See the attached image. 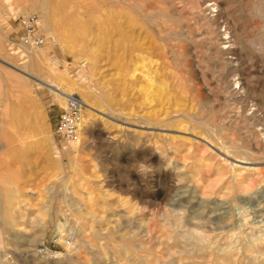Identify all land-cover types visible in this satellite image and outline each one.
Here are the masks:
<instances>
[{
	"label": "rangeland",
	"instance_id": "rangeland-1",
	"mask_svg": "<svg viewBox=\"0 0 264 264\" xmlns=\"http://www.w3.org/2000/svg\"><path fill=\"white\" fill-rule=\"evenodd\" d=\"M24 1H29V0H24ZM59 2L60 3L62 2L60 6L63 11L62 10H61L62 12L59 11L60 14L59 12L53 14L54 16L53 22H56L54 23L53 28L57 34V37L59 38V41L53 40V38H51L50 34L45 30V28L44 29L41 28V31L45 34L47 38L46 43L41 48H33V49L37 50V52L48 51L49 58L53 57L54 59L60 60V64H61L60 68L62 70H65L66 73H69V76L72 78L70 83L71 85L74 84V86L76 87L75 88L76 92H79L81 90L80 89L81 87L88 88L92 92H95L94 90L97 89L104 92L105 90L104 87H105L107 88L108 91L111 90L110 92L113 93L114 97L115 95H117L116 96L117 99L114 102L111 101L110 99H107L109 105L112 106L111 107L112 109L109 107L110 110H105L106 112L97 111V116L92 119L91 123L89 124V127L87 126L85 129V125L83 124V128L81 130V132H83V140L80 144L78 151L74 154L78 162V166H77L78 170L76 168V171L72 173V177H69L68 175L71 174L72 172L71 168H69V165L67 164L68 162L67 149L69 143L64 142L62 139L58 138L55 135V131H56L55 129L59 115L65 106L60 105L55 100L53 93L50 91L48 87L44 85H39V87L37 88L36 85L34 86L35 83L32 81L33 79L30 80L29 77H24L20 75V73H18L16 69H13L12 67L5 65L4 66L2 65L3 67H0L1 69L0 70V149L1 147L3 148L4 145L9 146L10 148L8 150V148L4 147L5 148L4 152L3 150H0V166L2 165L3 168L5 163L3 170L4 171L6 170L7 172V175L5 176L9 177V179L6 177L7 180H9L8 185L6 186L9 187L8 191L10 190L14 191V189H16L15 191L18 192L19 194L18 196L20 197L22 196L21 198L18 197L19 198L18 206L20 207L16 208V214L18 218L17 225H20L21 228L9 225L7 226L8 227L7 232L4 231V228L2 229L5 232V234L3 233L5 237L0 235V238L2 236L1 240L3 239V244L2 243L0 244L1 261L3 259L2 263L3 264H65V260L68 258L69 255L76 256L73 264H101V261L102 263L106 261L107 262V263L105 262L106 264H109L108 262L111 263L112 261H109L110 259H112L111 258L112 256L109 257L111 253L108 254V256L106 254L105 255L106 257L99 258L95 253L97 248L94 247L87 249L83 245V242H82V246L78 250L75 249L73 251H70L68 249V246H70L71 243L73 242V240L71 239L75 236L76 233L75 223L77 221H76L75 213L79 211L85 212L88 205L89 206L91 205V209H92L91 213L95 217V219L93 221L90 219H84V220L82 219L80 221L84 225V230H85L84 233L86 234V235L84 234L81 235L80 237L81 240L84 239L85 236H87L88 239L93 237L91 238V240L96 239L95 237L99 235V233L105 234L110 227L114 226L117 223L116 220H119L118 223L120 224L118 223L117 224L120 225L123 229L126 227L124 231L129 229L128 231L136 230L141 232L143 230L141 234H143L145 237L149 239L152 237L151 241H153L154 244L157 242L156 244L158 248L159 246H161V242L164 239V233L161 231L162 230L161 227L157 226L154 223L156 220L154 218L157 214H159V212H163V211L165 212L172 209L177 210L179 211L180 215L182 214L181 219L185 226L187 225L190 228L196 227V229L198 227V229L202 231L203 228L206 227L209 230L207 231L206 228L204 229L206 232L209 233L210 232L213 233L214 232L213 230L215 228L219 226L220 227L224 226L227 223H232L233 221L235 225H237L236 227H239L240 226L239 224L242 223L241 218L243 217L244 212L245 213L247 212L248 215H250V217L249 216L248 217L251 218V220L250 219L249 220L252 222H255L256 220L257 221L261 220L260 218H262V214L257 213L256 210H258L261 213L264 212L263 209L264 208V182H263L264 176L262 175L263 173H261L258 170V168L259 167L264 168V164L263 163L239 164V162L236 161L237 158H235L232 155L226 156V153L223 150L217 148V146L215 145L214 142H212L211 139L207 138L205 135H202V133L200 132L195 131V133H193L190 130L183 131L180 130L175 125H171L169 127L166 126L160 127V125H154V124L153 126L151 124L148 125L149 122L147 120L150 119V115H151L150 111L152 110V108L158 110L159 108L157 107H160L161 110V108H164V106L161 105L159 106V104L156 103L157 101H152V103L149 102L148 99L147 101L146 98H144V94L142 93L139 94V92H137L139 87H141L142 85L146 86L150 82L148 75H146V77L144 76L145 75L144 72L147 73V66H146L147 63L145 61L142 63L141 61L140 63L141 65L138 66L142 67L144 65V68L142 69H140L141 67L137 66V69L139 68L138 72H141L138 74L139 75L143 74V76L142 75L139 76L141 77V79L139 77L136 78L137 82L140 83L139 84L137 83L138 84L137 85L134 80L132 82H135V85L133 83H130L131 81L128 82V79L131 78L130 70H133V67H131L130 63H127L128 61L127 62L123 61L124 63L128 64V66L126 65L125 67L127 68L130 67L131 69L129 68L127 70L126 68L127 71H125V75L124 76L122 75L124 74V72L119 70L116 61L114 60L115 56L117 55L116 47L114 48L112 45L115 32L112 31V33L107 34V32L108 33L111 32V30L109 31L110 28H108V30L106 29L107 32H105L104 28L101 27L96 28L98 27L99 24L98 17H100L99 16L100 12H93V13H89V11L88 13L86 12L87 15H85L86 18L83 19V22H80L81 24L79 23L80 24L79 26L76 25L71 26V30L69 25H67L68 24L67 17H69V14L67 13H69L70 11L69 8L73 3L76 4V3L84 2L82 3L83 5L92 2L90 4H93L94 2L98 3L99 0H61ZM59 2L57 3L59 4ZM257 2L261 4L262 0H245L244 6L243 5L239 6L242 3H237V0H227L228 7L230 11H232L233 17L235 18L238 16L237 19L243 18L244 16H249V14H253L254 9L258 7ZM19 5H20L19 8H17L15 5L14 8H12L11 10H9V8L6 7L5 8L6 12L8 10L9 12H7L5 16L1 18V20H3L2 21L3 29H1L0 31L1 34L3 35L2 40L4 44L3 47L4 52L6 51L18 52L23 49L24 51H26L24 46L20 49H17L14 48L13 45V43L18 40V32L20 29V23H19L20 17L36 14L40 18V14L35 12L31 8L26 9L24 11V14H19L17 10L18 9L22 10L24 8V5L22 3ZM180 8L181 7H175V11L176 12L178 11L177 13H181L182 16L185 15L186 17L187 12L185 13V10L183 8L181 9ZM55 14H57L58 16ZM60 19L62 21H60ZM179 21L180 19L177 20V22ZM42 22L43 21L40 18L39 21L40 26ZM93 22L97 24V26ZM94 25L96 26L95 28H93ZM254 26L256 28H263L264 23L260 18H256V20H254ZM72 28H74L75 31L76 30L79 31L82 28L85 29L88 33L82 32L83 34L80 35L79 32L75 33V31L72 30ZM102 29H104V31ZM99 30L101 31L99 32ZM102 31L105 32L104 35ZM89 32H91L93 38L89 36L90 35ZM97 32L99 34H97ZM113 33L114 36L112 35V37H110V35ZM84 34L85 35L88 34L87 36H89V37L87 36L85 37L86 42L85 41L84 42L88 44L92 43V45L89 44L88 46H92L93 49L95 50L97 49L99 51L98 56H100L99 59H101L99 61L102 62L96 64L98 68L95 66L96 69L95 73H98L99 75V76L97 75V77L93 72L94 70L91 71L92 69L90 66L91 65L90 62L87 63V61H85L87 64L84 67H82L81 64L82 63L81 61H83L87 55V50L84 49L83 47V45L85 46V43L80 42L83 41L84 37L82 36ZM67 35L73 36L72 38L70 37L71 39L70 41H72L73 39L71 44L74 45H71L70 41L66 39ZM78 36L80 39L78 38ZM77 38L79 39L78 43H77ZM108 38H110L109 39L110 43L106 42L108 44H104L103 39L107 40ZM96 39L99 40V42L103 41L101 46L97 44L98 41ZM62 40H64L66 43L68 41V43L72 47L75 46V49L74 47L71 49L66 48L64 45V41ZM106 45H109L108 48ZM194 46H193L194 48L193 50L196 49L195 51H197L194 52V54L195 53L197 54V55L195 54V56L197 57V59L195 57V64L197 63L196 64L197 66H195V68L199 70V72L197 71L196 74L197 76L199 74L198 78H202V79H198L199 82L202 83V81L204 80L203 83H205L206 85L203 86V83L201 84L203 88V92H205L204 96L206 97V98L204 97V100L205 102L209 101L210 104L212 103L216 105H218L217 104L218 102L220 105L219 102L220 98H218L219 97L218 88L216 87V84L212 81L213 79L211 75H208L206 77L204 73L207 67V65H205L206 63H204L203 61L204 57L201 54L204 47H202V44L200 43H196L194 44ZM104 48L108 49V51L104 50ZM102 50L104 51V53ZM114 52L116 55L114 54ZM24 53L22 52L19 54L14 53L13 55L10 56L13 58V61L16 64L21 66H27L26 63L28 62L29 58L27 56L21 58L22 54ZM155 61L156 64H158V66L163 65L161 62H159L161 63L159 64L157 59ZM153 63L155 62H152V65L155 67L156 65ZM160 66L158 68L159 74L160 72L165 71ZM156 67L155 69H157ZM161 69L162 71H160ZM167 70L168 71L162 73L166 74L168 78L172 80L171 89L172 92L174 91L176 92V94L173 93V95L175 94V96L181 97L179 96V94L183 93L182 94L183 97L184 94L185 96H188V93H184V90L182 88L179 87L177 88L175 79H173L174 77L170 76L171 75L170 69ZM159 74H158V79H160ZM164 74H160V75H164ZM4 75L6 77H4ZM121 75L122 77H120ZM125 76L128 77L127 80H120ZM186 76L187 74H184L181 77L184 79ZM20 77H22L23 80H27V82H31L32 89L35 94L34 97L37 100V102L35 101V105L38 109L35 108L34 110H30V111L34 113L40 110L44 118L40 116L41 114L40 115L38 114L40 116V117L38 116L39 117L37 120L38 122L36 120L35 122L37 123L34 122L36 124V127L34 126L35 125L34 123L33 126H31L32 125L31 122H33L34 121L33 120L30 121L28 125L25 124L21 125L20 131L19 130L16 131L17 124L15 125L11 121L4 119L2 112L5 113L6 111L7 112L10 111L12 114H15L16 112L21 113L20 110H22V108L24 112L27 111V108L25 106L30 104L26 103L27 104L26 105L24 103H21L23 102L21 101V99L24 100L25 97L23 96V94L19 93L20 88H18V84H19L18 82L20 81L19 80ZM145 78L149 82L146 81ZM169 79L168 82L170 83L171 81ZM101 80H104V82ZM144 81H146V83ZM255 81L256 82L254 83L258 85L259 92H257L254 95L250 94L251 95V96L249 95L250 97L248 96L247 98L248 112L249 111L251 112L252 111L251 109H254L256 106H258L260 101L264 98V74L260 76V78L257 77ZM212 82L213 84H211ZM115 84L117 85L120 84L118 86L120 87L122 86L121 88H123V86L125 87L127 97L124 96L125 97L124 98L122 96V93L121 94L119 93L121 90L119 91L117 90L116 92H114L116 88H118V86L116 87ZM117 92L118 94H116ZM132 94L134 95L136 94V95L134 96ZM77 95L82 97L79 93H77ZM138 97H140V99ZM120 98L124 100L121 101ZM258 98H262V99H258ZM133 99H135L134 102ZM19 103L22 106L21 105L17 106V104ZM134 103H137L138 105ZM125 104L126 107L128 105V107L126 108L127 110L125 109ZM253 104L255 105L257 104V105L255 106ZM119 106H121V108L124 107L123 110H121ZM43 112L45 113V115ZM233 118H236L235 115ZM239 124L240 123L237 124V122L233 121V119L232 121L230 118L227 119L228 127L230 126L232 130H234L240 135V137L242 138L241 142H243L244 140L243 142L244 144L250 142L254 146H257L261 143V141H263L264 133L262 134L261 131L264 128V122L262 123L263 128L261 127V124H258V126L260 125L259 126L261 128V129L259 128L260 130L257 128L258 127L257 125L254 128H251L248 124L246 125L244 124L246 127L242 123L240 125ZM22 126L23 127L25 126L24 128H26V130L23 129ZM31 127L35 129L32 132H30L31 129H33ZM250 129L252 130L256 129L255 130L256 133L258 132L257 134L254 135V138L253 136L249 138ZM27 131H29V137ZM15 133L16 135L21 133L22 135L21 137L23 139L20 137L21 140L19 141L16 135L11 136L12 134L14 135ZM159 133H161L162 135ZM30 134L35 136L31 138L32 135ZM162 136H167L168 138ZM165 138H167L168 140ZM34 139L35 140L37 139L41 144L38 141H35ZM31 140L34 141L35 143L38 142L39 144L38 143L34 144V142H32ZM21 141L23 142V144H21ZM30 145L35 146V148L32 147L34 150L29 148ZM47 145L52 146L51 153L53 154H50V152L47 153V148H48ZM42 147L46 149L44 150ZM13 149L15 150V152H13L14 151ZM9 152L12 154H9ZM50 157H53L54 159L53 162H51V160L49 159ZM230 162L231 163L233 162L234 165L235 163L239 164L237 165V168L243 170L241 171V173L238 172L237 170L236 172L240 174H237V176L234 179H233V175L235 172L234 171L235 168ZM240 165L242 166V168L239 167ZM244 167H248V168L250 167V169H248L249 171H247V169H244ZM221 169H226V171L227 170L228 171L226 172L224 179L215 186L213 192L212 189H210L209 187L207 188V182L208 180H212V181H214V179L216 180L218 178V171ZM12 170L13 171L16 170L15 172L18 174H16ZM10 176L12 177V179L14 178L13 179L14 181L10 180L11 179ZM208 177L210 178L208 179ZM232 180L234 184L231 182ZM11 181H13L12 182L13 184L11 183ZM11 184L14 186H12ZM17 186L19 188H17ZM229 186L230 188H227ZM220 187H222V190ZM3 188H0V209L3 206L1 205V203L5 204L3 199L4 196L1 193V191H5L3 190ZM205 189L207 192L205 191ZM216 191L219 193H217ZM90 196L91 198L89 199ZM22 198L28 201L26 202ZM180 209L183 212H181ZM42 213L45 214L42 215ZM221 213L223 215L225 213V215L223 216ZM221 217H223L222 220ZM140 218L141 219L143 218V222L139 221ZM236 219L238 224L236 223ZM151 220L153 222H151ZM191 220L193 224L191 223ZM200 220L201 222H197ZM106 221H109L110 223L108 222L109 223L108 224ZM147 222L148 224L150 223L152 226L145 225V223ZM211 223L212 225L213 224L214 225L212 226ZM208 225L211 226L208 227ZM147 226L150 227L145 228ZM133 227L134 229H132ZM211 227H213V229ZM144 230L146 231L148 230L147 233ZM148 233L150 236L151 235L152 236L149 237ZM155 233L157 234L155 235ZM159 234L161 235V238ZM16 236L18 237L16 238ZM67 239L68 241H66ZM102 241L104 240L102 239L101 242ZM57 253H62V255L64 254V257L63 256L62 257L63 259L64 258L65 259L63 261H58L59 256H57ZM198 255L199 254H196L194 258H197L196 260L198 259L202 260ZM103 258H107V260ZM189 258L190 260H192L193 256L186 258V260H188ZM122 263L125 264L128 262L126 260H123ZM111 264H113V262Z\"/></svg>",
	"mask_w": 264,
	"mask_h": 264
},
{
	"label": "bare ground",
	"instance_id": "bare-ground-1",
	"mask_svg": "<svg viewBox=\"0 0 264 264\" xmlns=\"http://www.w3.org/2000/svg\"><path fill=\"white\" fill-rule=\"evenodd\" d=\"M59 1L61 0H29V1L0 0V30L3 29L2 28L3 20H1V18H3L5 14L9 12V10L14 8L15 5L17 8H19L20 7L19 4L22 3L24 5V8L22 10L18 9L17 12L19 14H24V11L26 9L31 8L35 12L39 13L40 18L43 21L41 23L40 28H43V29L45 28V30L50 34L53 40L59 41V38L57 37V34L53 28L54 23H56V22H53V17H54L53 14L59 11L60 12L63 11L60 6L62 2L60 3ZM244 1L245 0H237V3H242L239 6L241 5L244 6ZM57 2H59V4ZM80 3H76V4L73 3L71 5V7L69 8L70 11L69 13H67L69 14V17H67L69 22L67 21L68 24L67 23L66 24L69 25L70 30H71V26H75V25L79 26L81 24L80 22H83V19L86 18L85 15H87L86 12L87 13L88 11L89 13L100 12V15L98 14L100 16L98 17L99 18L98 27H96L97 24L93 22L96 25V26L94 25L93 28L101 27L105 29V32H107L108 28H110L109 31L111 30V32L109 33L107 32V34L112 33V31L115 32V36L113 33L110 35V37H112V35L114 36V39L112 38L113 41L112 39L111 41L113 42L112 43L113 47L114 48L116 47L117 55L114 52V54L116 55L114 60L116 61V64L119 67V70L124 72V74H122L124 76L125 71H127L130 68V67L129 68L125 67L126 65L128 66L127 63H130L131 67H133V70H130L131 74L129 73L132 79L129 78L130 80L128 79V82L131 81L130 83H133L134 85L136 82L137 84L138 82L136 78L139 77L140 75L143 76V74H140V75L138 74L141 72H138L139 68L137 69V66L141 65L140 64L141 61L142 63L144 61L147 63L146 65L147 73L144 72L145 70L143 72L145 74L144 75L145 77L146 75H148L150 82L146 80L145 78V80L148 81L149 84L146 86L142 85L141 87L138 88L137 92H139V94L140 93L144 94V98H146V100L148 99L149 102L152 103V101H157L156 103H158L159 106L160 105L164 106V108H161V110H160V107H157V106L155 107L159 108L158 110L154 108H152V110L150 109L151 111L149 110L151 112V115H150V119L147 120L149 122L148 125L151 124L153 126L154 124V125H160V127L161 126L169 127L171 125H175L180 130H183V131L190 130L193 133H195V131L200 132L202 133V135H205L207 138L211 139L212 142L215 143L217 148L223 150L226 153V156L232 155L235 158H237L236 161H238L239 164L240 163H246V164L247 163H251V164L252 163H263L264 164V138H263V141L260 140L261 143L257 146H254L250 142L244 144L243 143L244 140L243 142H241L242 138L240 137V135L234 130H232L230 126L228 127L227 125V119L230 118L231 121L233 119V121L237 122V124L238 123L240 124L242 123L243 125L248 124L251 128H254L256 125L258 126V124H261V127L263 128L262 123L264 122V98L263 99L258 98L262 100L260 101L258 106H256L257 104L256 105L253 104L256 107L254 109H251L252 110L251 112L250 111L248 112L247 98L250 94L254 95L257 92H259L258 85L255 84L254 82H256L255 80L257 77L260 78V76L264 74V27L256 28L254 26V20H256V18H260L264 23V0H262V3L260 2L261 4L257 2L258 7L254 9L253 14H249V16H244L243 18H238V19H237L238 17L237 15H236L237 17L235 18L233 17L232 11H230L228 7L227 0H99L98 3L94 2L93 4H90L92 2H89V4H83V5L82 3L84 2H80ZM6 7L9 8L7 12L5 10ZM175 7L183 8L185 10V13L187 12L186 17L185 15L182 16L181 13H177L178 11L177 12L175 11ZM179 19L180 21L177 22V20ZM60 21L62 20L60 19ZM104 29L102 30L104 31ZM72 30H74V28H72ZM100 31L101 30H99V32ZM103 31L102 33L104 35L105 32ZM76 32H79L80 35L83 34L82 32L88 33L85 29H82V28L79 31L76 30L75 33ZM89 34H90L89 36L93 38V35L91 34V32H89ZM97 34L99 33L97 32ZM68 35L66 39L70 41L71 40L70 37L72 38L73 36H68ZM87 35L88 34L86 35L84 34L82 36L84 37V39L83 41H80V42L85 43L86 42L85 37ZM78 38H77V43L80 39ZM2 39H3V35L1 34V31H0V67H3L5 65V66H10L13 69H16L18 73H20V75L24 77H29L30 80L33 79L32 81L35 83L34 86L36 85L37 88L39 87V85H44L48 87L50 91L53 93L55 100L62 106H66L70 95L79 93L82 96L81 98L84 101L85 110H83L84 111L83 112V124L85 125V129L87 126L89 127V124L91 123L92 119L97 116V111L104 112L105 110H110L112 106L109 105L107 99H110L113 102L117 99L116 98L117 95H115L114 97L113 93L110 92L111 90L108 91L107 88L105 87H104L105 89L104 92L98 89L94 90L95 92H92L91 90L85 87H81L80 88L81 90L79 92H76L75 90L76 87L74 86V84L71 85L70 83L72 78L69 76V73H66L65 70H62L60 68V65H61L60 60L54 59L53 57H51V55H50L51 58H49L48 51L37 52V50L33 49V48H41L43 46L31 47V48L24 46L26 51H24L23 49L18 52H9V51L4 52L3 51L4 44H3ZM109 39L110 38L107 39L108 41L106 39H103L104 42L103 41L102 42L104 44H108L106 42H109ZM72 41H70V44ZM97 41H98L97 44L101 46L102 42L101 41L99 42V40ZM196 43H200L202 44V47H204L203 51L201 52V54L204 57V60L203 58L202 60L204 61V63H206L205 65H207L204 73L206 77L208 75H211L213 79L211 80L216 84V87L218 88V92H219V97L218 96L217 97L220 98L219 99L220 105L217 101L216 102L218 105L212 104V103L210 104L209 101L205 102L204 100L205 92H203V88L201 85L204 82V80L203 81L201 80L202 83L199 82L198 79H202V78H198L199 74L197 76L196 73L197 71L199 72V70L195 68V66H197L196 65L197 63L195 64V57H196L195 54L196 53L194 54V52H197V51H195L196 49L193 50L194 49L193 46ZM70 44L68 43V41L67 43L64 41V45L66 48L71 49L74 47L75 49V46L73 47L71 46L74 44H71V45ZM89 44L92 45V43H89ZM89 44L85 43V46L83 45L84 49L87 50V55L85 59L81 61L82 62L81 64H82V67H84L88 62H90L91 63L90 66L92 69L91 71L94 70L93 72L95 73L96 64L102 61H99L101 60L99 59L100 56H98L99 51L97 49L96 50L93 49L92 46H88ZM106 46L108 48L109 45H106ZM104 50L108 51V49H105V48ZM21 52L22 53L25 52L24 54H22L21 58H24L26 56L29 58L28 62L26 63L27 66H21V65L16 64L13 61V58L10 56V55H13L14 53L19 54ZM156 59L158 63L161 62L164 65V66L162 65L163 67L160 65L159 66L163 68L165 71H168L167 69H170L171 75L169 73L168 74L174 77L173 79H175L177 88L178 87L182 88L184 90V93H188V96H185L184 94V97H183L182 96L183 93H180L181 95L179 94V96L181 97L175 96L176 92L175 91L172 92V89H171L172 80H170L166 74L162 73V72H165V71H162V69L160 70L162 71L160 72V74H164V75L159 74L158 72L159 66L158 64H156V61H155ZM85 61H87V63ZM123 61L124 62L128 61V62L124 63ZM152 62H155L153 64L158 66V67L155 66L157 69H155V67L152 65ZM138 67H141V66H138ZM142 68H144V65L140 69ZM85 74H88V73H85ZM158 74H159L160 79H158ZM184 74H187L188 77L186 76L183 79L181 76ZM95 75L97 77L98 73H95ZM122 75L120 77H122ZM126 76L123 77L125 79L122 78L120 80H127L128 77ZM4 77L6 76L4 75ZM139 78L141 79V77ZM168 79L171 81L170 83L168 82ZM19 80H20L18 82L19 83L18 88H20L19 93L23 94V96L26 99V102L24 98H23L24 100L21 99V101H23L21 103L30 104V105L26 104L28 107L25 106L28 112L27 111L24 112L23 108L22 110H20L21 113L16 112L15 114H12L10 111L7 112L6 110H5L6 111L5 113L2 112L4 119L11 121L15 125L17 124L16 125L17 129L14 127L16 131L17 130L20 131L21 125L23 124L28 125L30 121L34 120L33 122H31L32 123L31 126H33V123L35 122V120L37 121L40 116L43 117L40 110L38 111L40 113L38 112L33 113L30 111V110H34L35 108H37L35 105V101L37 102V100L34 97L35 94L32 89L31 82H27V80H23L22 77H20ZM133 80L135 82H132ZM101 81L104 82V80H101ZM146 81L144 82L146 83ZM213 82L211 84H213ZM215 84H214V87H215ZM115 85L117 87L120 84L118 85L115 84ZM204 85L205 83H203V86ZM121 87L118 86V88H116L114 92H116L117 90L118 91L121 90L119 93L120 94L122 93L123 97L124 96L127 97L125 87L124 86L123 88ZM173 93L175 94L173 95ZM116 94H118V92ZM138 98L140 99V97ZM120 100L123 101L124 99L122 100L120 98ZM134 100L135 99H133V102ZM134 104H137V103H134ZM19 105L21 104L20 103L17 104V106ZM121 106L119 107L121 110H123L124 107L121 108ZM127 107L125 104V109ZM38 114L39 115L41 114V115L39 116ZM234 115L236 118H233ZM83 124H82V128H83ZM34 126L36 127V124ZM259 126L257 127L258 129L260 128ZM24 127L22 126V128L26 130V128ZM33 130L35 129L33 128L31 129V131L30 130L29 131L32 132ZM81 130L78 134L77 140L70 142L68 145L67 164L69 165V168H71V171H72L71 174L68 175L69 177H72V173L76 171V168L78 166V162L74 154L78 151L80 144L83 140V132H81ZM255 130L254 129L249 130V136H250L249 138H251L252 136L254 138V135L258 133V132L256 133ZM29 131H27L28 137H29ZM261 132L262 134L264 133V128L262 129ZM81 134H82V137H81ZM15 135L16 133L14 135L12 134L11 136H15ZM21 136H22L21 133L16 135L19 141L22 138ZM34 136L32 135L31 138H33ZM162 137H167V136H162ZM35 141H38V140L36 139ZM36 143L34 142V144ZM21 144H23L22 141H21ZM4 147L8 148V150L10 149L9 146L7 145H4ZM4 147L3 148L1 147L0 149V150H3V152L5 150ZM32 147L35 148V146H32V145H30L29 148L34 150ZM47 147H48L47 153L50 152V154H53L51 153L52 146L47 145ZM43 149L45 150L46 148H43ZM13 152H15V150ZM9 154H12V153L9 152ZM49 159L51 160V162L54 161L53 157H50ZM231 164L235 168L234 170L235 172L233 175V179H234L237 176V174H240L241 171L243 170L240 168H237V165L239 164L235 163L234 165L233 162ZM4 166H5V163H4ZM239 167L242 168L241 165ZM250 167L249 168L244 167V169H247V171H249L248 169H250ZM3 168L1 165L0 166V188L5 187L7 189L3 188V190L5 191H1L2 195L4 196L3 199L5 203V204L1 203V205L3 206L0 209L1 210L0 211V235L2 236H4L3 233L5 234V232L8 231L7 226L9 225L21 228L20 225H17L18 218L16 214V208L20 207L18 206V200L19 198L22 197V196L21 197L18 196L19 194L17 191H15L16 189H14V191L13 190L8 191L9 187H6V186L8 185L9 180H7V178L9 179V177L5 176L7 175V172L6 170L4 171ZM259 168L258 170L261 173H263L262 175L264 176V168L263 167L262 168L259 167ZM237 170L240 173H237L236 172ZM227 171L226 169L219 170L218 178L216 180L214 179V181L208 180L210 178L208 177V179H206L208 180L207 188L209 187L210 189L213 190L215 186L224 179V176L226 175ZM13 179L11 177L10 180H13ZM13 181H11V183ZM231 182L233 183V180ZM17 188L19 187L17 186ZM220 188L222 190V187ZM227 188H230V186ZM88 194H91V193H88ZM90 198L91 196L89 197V199ZM23 200L26 201V199H23ZM194 204H195V201H194ZM181 209L180 211L183 212ZM91 211H92L91 205L90 206L88 205L85 212L79 211L75 213V217L77 221L75 223L76 233H75V236L71 239L73 240V242L71 243L70 246H68V249L70 251H73L75 249L78 250L82 246V242H83V245L87 249L94 248V247L97 248L95 253L97 254V257L99 258L106 257L105 256L106 254L108 256V254L111 253L109 257L112 256L111 257L112 259H110L109 261H112L113 264H124L122 263L123 260H126L128 262L125 264H264V214H263L264 212L261 213L258 210H256L257 213L262 214V218H260L261 220H258V221L256 220L255 222H252L250 221L251 218H249L250 215H248L247 212L246 213L244 212L243 217L241 218L242 223L239 224L240 225L239 227H236L237 225H235L233 221L232 223H227L224 226H221V227L219 226L215 228L213 230L214 231L213 233L206 232L204 229L206 227H204L202 231V230H199L198 227H197L198 229L197 230L195 226H194L195 228H190L187 225L185 226L181 219L182 214L180 215L179 211L177 210L172 209V210H168L165 212L164 211L159 212V214L156 213L157 217L155 216L154 219L156 220L154 223L157 226H160L162 229L161 231L164 233V239L162 240L161 246H159V248L157 247L156 241H155L156 242L155 244L153 241H151L152 235L150 236L148 233L149 237H151L149 239L145 237L143 234H141L143 230L141 232L136 231V230L128 231L129 229L124 231L126 227L123 229L120 225H118L120 224L118 223L119 220H116V222L118 223V224L116 223L117 225L115 224L116 226L111 225L112 227H110L109 229L107 227L108 230L105 234H101L99 232H98L99 235L96 236L95 234L96 239L91 240V238L93 237L88 239V237L85 236L86 238L84 237V239L81 240L80 238L81 235L83 234L86 235V234L84 233L85 232L84 225L80 221L82 219L83 220L90 219L93 221L95 217L92 215ZM44 214L45 213H42V215ZM211 214H212V211H211ZM216 215H219V214H216ZM222 218L223 217H221V220ZM139 221L143 222V218L142 219L140 218ZM106 222L108 223L109 221H106ZM151 222L153 221L151 220ZM197 222H201V220ZM191 223H192V220H191ZM236 223H237V219H236ZM145 225H151V224L150 223L148 224L147 222L145 223ZM211 225H208V227ZM202 226H203V223H202ZM149 227L147 226L145 228H149ZM3 228L5 232L2 230ZM211 228L213 229V227ZM132 229H134V227ZM206 230L208 231L209 229L206 228ZM144 231L147 233L148 230L147 231L144 230ZM157 233H155V235ZM161 235H160V238H161ZM17 237L18 236H16V238ZM1 238H0V244L1 243L3 244V239L1 240ZM102 239L104 241L101 242ZM66 241H68V239ZM196 254H199L198 256L202 260H199V259L196 260L197 258H194ZM57 256H59L58 261H63L65 259V258L63 259L64 254L62 255V253H57ZM190 256L191 257L193 256V259L190 260L189 258L188 260H186V258ZM75 257L76 256L69 255L68 258L65 260V264H73L75 261L74 260ZM107 258H103V259L107 260ZM2 261L0 257V264H3ZM105 262L102 263L101 261V264H106L107 262L106 263ZM108 263L111 264L110 262Z\"/></svg>",
	"mask_w": 264,
	"mask_h": 264
},
{
	"label": "built area",
	"instance_id": "built-area-1",
	"mask_svg": "<svg viewBox=\"0 0 264 264\" xmlns=\"http://www.w3.org/2000/svg\"><path fill=\"white\" fill-rule=\"evenodd\" d=\"M39 21L36 14L19 18L20 29L18 40L13 43L14 48L41 47L46 43L47 38L41 31ZM83 110V99L77 94L70 95L59 115L55 135L66 143L76 141L83 124Z\"/></svg>",
	"mask_w": 264,
	"mask_h": 264
}]
</instances>
